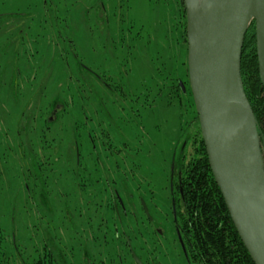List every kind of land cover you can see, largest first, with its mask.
I'll list each match as a JSON object with an SVG mask.
<instances>
[{
  "label": "rangeland",
  "instance_id": "1",
  "mask_svg": "<svg viewBox=\"0 0 264 264\" xmlns=\"http://www.w3.org/2000/svg\"><path fill=\"white\" fill-rule=\"evenodd\" d=\"M185 10L184 0H0V264L35 263L45 246L56 264H127L135 228L155 238L149 257L135 252L142 264H190L167 198L200 129ZM77 77L86 102L60 97L67 113L41 110L39 96L53 104ZM170 78L184 82L182 94ZM50 79L57 88L43 89ZM46 135L61 168L52 184L33 181ZM109 201L131 218L116 229L128 235L121 244L105 223ZM145 215L157 235L139 227Z\"/></svg>",
  "mask_w": 264,
  "mask_h": 264
},
{
  "label": "water",
  "instance_id": "2",
  "mask_svg": "<svg viewBox=\"0 0 264 264\" xmlns=\"http://www.w3.org/2000/svg\"><path fill=\"white\" fill-rule=\"evenodd\" d=\"M184 2L189 82L208 161L242 241L254 263L264 264V156L241 68L246 33L255 22L264 79V0ZM197 2L193 17L190 11ZM180 85L186 89L184 82ZM230 95L240 103L244 122L228 111ZM133 255L142 264L134 251Z\"/></svg>",
  "mask_w": 264,
  "mask_h": 264
},
{
  "label": "trees",
  "instance_id": "3",
  "mask_svg": "<svg viewBox=\"0 0 264 264\" xmlns=\"http://www.w3.org/2000/svg\"><path fill=\"white\" fill-rule=\"evenodd\" d=\"M246 34L241 56L242 80H244V89L247 93L249 102L252 104L254 114H256L259 135L261 137V148L264 156V79L261 78L259 60L257 56V33L255 22H252ZM95 76L100 82L101 77H98L97 75ZM79 80L80 77H77L76 79L68 78L66 80V87H68V90H66L65 93L59 92L58 96H55L53 99V104L52 101L46 97L48 94H45L46 96L43 95L42 98L39 96L37 100H39V106L42 107L41 110H43V108H45L48 104V107L53 106V109L56 107L62 113H67V104L59 102V100H61L60 97L63 98L65 103H68V98L72 102L73 96L79 103L86 102L88 98L86 96V92L83 90V87L78 82ZM103 82L105 86L111 89V92L113 90H118L116 85L108 82L105 83V81ZM169 83H171V92L176 94L183 93L182 86L176 80L170 78ZM56 85V79H50L49 82L45 83L42 88H55ZM159 86L161 88L160 90L163 91L164 86ZM91 93L95 94L94 98H97L96 100H101L100 97H97L95 92ZM52 97H54V93ZM36 103L37 101H32V104ZM47 121L48 120L44 118L43 122L46 123ZM40 138L43 141L46 154L43 156L44 159L41 157V160L44 161L43 165L40 166V164L36 162L37 167L35 168V179L33 181L41 180L44 184H52L49 179L54 178L56 180L57 170L61 169L58 165L59 160L57 162L50 160L52 159L50 157L52 154L51 150L54 149V152L57 150L55 149L54 144H52V140L49 139L47 135L43 139L42 136H40ZM191 141L194 142L196 146L192 150L193 152L191 153V156L187 151L188 146L184 149V164L181 169V177L179 180L177 179L178 198L180 204L178 207L177 219L176 221L174 218L172 220L175 226L181 227V231L183 232L182 236L188 249V262H190V264H255L251 254L248 252L244 242L242 241L238 230L236 229L233 219H231L224 196H222L221 189L215 181L214 173H212L210 162L208 161L207 151L205 150L204 139H202L201 128L198 130L195 138ZM48 162L51 165V168L42 169ZM69 168H71L72 173L75 172V168ZM59 175L65 177V171H60ZM109 204L111 207L108 208L111 210L110 212L114 214L113 224L115 225L111 224L108 218L105 220L103 216H98V219L101 218L102 220H105V223L109 228L111 226L115 227L114 231H111V235L117 234L116 239L118 238V242L120 243L122 241L119 237L127 239L128 235L126 232L120 233V231H118L116 233V229H125L129 227L130 224H132L131 218L126 211L123 212V210H116L113 205L114 202L112 203V201H109ZM64 214L65 217L63 216V221L67 223L68 214ZM143 220V222H137L139 227L141 228L142 224L147 225L152 229L153 234L155 235L157 233V229L155 228L154 223L151 222L146 215ZM133 226L136 227V224H133ZM0 233L1 237L5 238L2 230H0ZM135 234L136 235L133 241L136 254L140 257H149V254L153 253L149 247L155 245V238L147 237L142 230L140 231L136 228ZM0 242L2 241L0 240ZM125 244L127 245V243ZM44 248L43 254L40 258H36L37 264H56L53 257V251L48 250L49 248L46 246ZM142 250L147 252H142ZM124 257L127 258V264H129L131 260L134 264H138L132 257L131 251L127 250V255ZM110 261L111 262L109 264H124V261L121 260H116V263H114L115 259L112 258H110Z\"/></svg>",
  "mask_w": 264,
  "mask_h": 264
},
{
  "label": "flooded vegetation",
  "instance_id": "4",
  "mask_svg": "<svg viewBox=\"0 0 264 264\" xmlns=\"http://www.w3.org/2000/svg\"><path fill=\"white\" fill-rule=\"evenodd\" d=\"M170 190H169V194L167 196V198L169 199V209L172 211L173 214V218L176 221L177 219V214H178V207H179V198H178V187H177V183H176V177L174 178V180L172 182H170ZM175 225V224H174ZM158 230V229H157ZM162 232V231H161ZM175 233H178V244H180V247H182L183 252L185 253L186 257H189L188 255V249H187V245L184 242L183 239V232L181 231V227H177L175 226ZM133 249H132V254H133ZM33 264H37L36 259H35V263Z\"/></svg>",
  "mask_w": 264,
  "mask_h": 264
},
{
  "label": "bare ground",
  "instance_id": "5",
  "mask_svg": "<svg viewBox=\"0 0 264 264\" xmlns=\"http://www.w3.org/2000/svg\"><path fill=\"white\" fill-rule=\"evenodd\" d=\"M197 12H198V4L196 3L190 11L191 16L193 17L196 16L198 14ZM226 104L228 111H230L232 115H234L237 118V120H239L240 122H244L245 114L240 103H238L237 98L233 95H230L227 99Z\"/></svg>",
  "mask_w": 264,
  "mask_h": 264
}]
</instances>
